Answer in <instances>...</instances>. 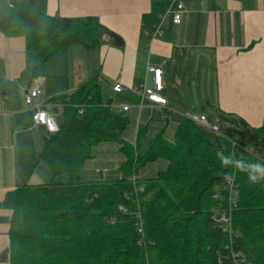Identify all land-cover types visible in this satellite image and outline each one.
I'll list each match as a JSON object with an SVG mask.
<instances>
[{
  "label": "trees",
  "instance_id": "1",
  "mask_svg": "<svg viewBox=\"0 0 264 264\" xmlns=\"http://www.w3.org/2000/svg\"><path fill=\"white\" fill-rule=\"evenodd\" d=\"M12 2L14 7L0 0V30L25 36L28 80L44 74L47 63L59 62L66 46L96 48L110 38L96 16L50 15L25 0ZM168 3L152 0L153 11L164 12ZM102 92L95 74L59 97V129L47 133L39 154L51 178L10 190L4 199L12 210L6 264H144L146 258L150 264H235L233 251L238 264H264V180L250 183L246 173L217 156L264 162V124L251 127L231 117L234 133L224 131L223 137L185 115L172 141L163 128L140 153L138 142L124 137L132 120L128 110L114 107ZM140 127L137 139L146 129ZM108 142H117L123 156L119 178L83 180L85 161ZM257 142L263 152L246 147ZM158 159H165L167 168L139 176ZM229 176L234 177L231 193ZM224 211L231 212V236L212 218Z\"/></svg>",
  "mask_w": 264,
  "mask_h": 264
},
{
  "label": "crops",
  "instance_id": "2",
  "mask_svg": "<svg viewBox=\"0 0 264 264\" xmlns=\"http://www.w3.org/2000/svg\"><path fill=\"white\" fill-rule=\"evenodd\" d=\"M25 1L44 7L50 15L96 16L123 39V45H115L110 38L96 48L68 45L59 62L47 63L44 74L28 80L24 77L25 36L0 30V264L10 260L12 210L4 205L7 192L51 178L39 158L47 132L34 124L25 102L30 88L40 86V100L57 120L63 105L59 97L97 74L104 98L131 105L126 112L140 126L142 121L147 125L157 120L160 130L174 133L181 117L198 108L196 93L208 98L230 128L231 117L241 118L251 127L264 124V0H180L185 6L181 23L167 17L161 34L156 33V25L164 12L153 11L152 0ZM148 65L163 69L167 103L145 100L139 109L133 88L146 77L147 85L152 86ZM116 82L123 83L122 92H114ZM196 82L203 83L201 88L192 87Z\"/></svg>",
  "mask_w": 264,
  "mask_h": 264
},
{
  "label": "built area",
  "instance_id": "3",
  "mask_svg": "<svg viewBox=\"0 0 264 264\" xmlns=\"http://www.w3.org/2000/svg\"><path fill=\"white\" fill-rule=\"evenodd\" d=\"M10 7H14V3L9 0ZM185 10L184 3L180 0H169L168 6L164 13L160 17V22L156 25V33L161 34L162 33V24L164 20L167 17H171L172 21L176 24L181 23L183 12ZM147 73L152 74V86L147 85V77L143 83H141L140 86H136L133 88V92L137 95L139 98V102L136 104V106L141 109L143 107L144 101H150L157 105H165L167 103V98L163 95V90L165 88L164 82H163V69L160 66L157 65H148L147 67ZM124 89L123 83L116 82L113 85V90L115 92H122ZM41 94L42 89L40 86H35L33 88H30L28 92L25 95V102L28 105L29 109H31L33 113V121L35 125H41L45 128L47 133H54L57 132L59 129L58 121L54 115H52L50 112H48L45 108L46 103L41 101ZM114 107L122 108L123 110H129L131 105L125 104V105H117L114 104ZM188 118L196 122L197 124L201 125L202 127L217 133L223 137H227L224 133V131L221 128V125L217 122L209 121L208 118L205 115H194V114H188L186 115ZM233 144H235L233 142ZM264 161V159H263ZM226 184L229 187L230 193L233 191L234 187V177L229 176L226 179ZM142 190L141 188L139 189ZM230 200H231V194H230ZM232 201V200H231ZM119 209L123 212H126V208L124 206H119ZM141 207L138 206V209L136 211V217L138 218L139 223V232L143 234V227H142V218H141ZM217 223L224 224V229L229 232V235L231 236V212H219L213 215L212 217ZM142 243V241H141ZM239 254L235 251L232 252V258L235 264L237 263V257ZM144 264H150V260L146 258Z\"/></svg>",
  "mask_w": 264,
  "mask_h": 264
},
{
  "label": "rangeland",
  "instance_id": "4",
  "mask_svg": "<svg viewBox=\"0 0 264 264\" xmlns=\"http://www.w3.org/2000/svg\"><path fill=\"white\" fill-rule=\"evenodd\" d=\"M196 84L199 86V88H201V85H203L202 82H196L193 84L192 87H194ZM205 84L210 85L211 82L206 81ZM196 98L200 103L198 104L197 109L192 110L194 114L199 115L200 113H205L209 121H216L222 126L224 130L232 134L234 133V131L230 128L226 120L219 115L217 109L211 106L207 102L208 98L202 96V94L200 95V93L199 94L196 93ZM57 116L59 117V115ZM136 122L137 119H133V121L131 120L129 127L127 128L124 134V137L133 144L138 142L140 153H144L148 148L152 136L160 130L161 123L160 121L154 120L146 125V122L142 121V125L140 127V123H138L137 125ZM144 126H147L146 129L140 134V136L137 139L136 138L137 129L139 127L143 128ZM166 137L168 140L172 141L173 140L172 131L170 132V130H167ZM246 147L248 149H252L255 153L263 152V147L260 142H257L255 144L246 143ZM122 159L123 156L119 150V146L117 142H108V143L99 144L97 148L93 150L92 156L87 158V160L85 161L81 172V177L82 179L119 178L120 176L119 164ZM167 166H168V162L165 159H158L155 162H152L149 165L141 168L139 172V176L140 177L143 176L146 178L155 176L159 170L165 169L167 168ZM47 180L48 179H46L45 181ZM140 201L141 200L136 199V204H138V202ZM150 256L153 259L155 256V252L152 251Z\"/></svg>",
  "mask_w": 264,
  "mask_h": 264
},
{
  "label": "clouds",
  "instance_id": "5",
  "mask_svg": "<svg viewBox=\"0 0 264 264\" xmlns=\"http://www.w3.org/2000/svg\"><path fill=\"white\" fill-rule=\"evenodd\" d=\"M223 165H234L236 169L247 174L248 181L252 184L264 180V162H248L243 158L234 160L231 156H225L222 152L217 153Z\"/></svg>",
  "mask_w": 264,
  "mask_h": 264
},
{
  "label": "water",
  "instance_id": "6",
  "mask_svg": "<svg viewBox=\"0 0 264 264\" xmlns=\"http://www.w3.org/2000/svg\"><path fill=\"white\" fill-rule=\"evenodd\" d=\"M103 30L105 32V34L112 38L113 39V42L115 43V45H118V46H121L123 45V39L115 32L109 30L108 28L106 27H103ZM263 141H264V138H263Z\"/></svg>",
  "mask_w": 264,
  "mask_h": 264
}]
</instances>
